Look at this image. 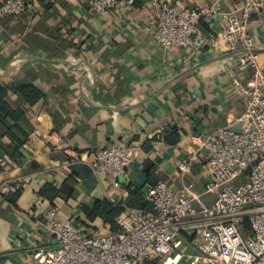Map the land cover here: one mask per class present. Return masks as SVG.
I'll list each match as a JSON object with an SVG mask.
<instances>
[{
    "label": "crops",
    "instance_id": "crops-1",
    "mask_svg": "<svg viewBox=\"0 0 264 264\" xmlns=\"http://www.w3.org/2000/svg\"><path fill=\"white\" fill-rule=\"evenodd\" d=\"M24 1L23 15H0V84L13 101L16 87L25 84L38 86L44 97L24 105L20 124L30 136L21 164L10 159L11 139L0 124V264H41L39 249L56 247L43 226L55 205L87 233H108L105 220L90 221L86 211L109 200L122 208L115 218L122 232L134 209L130 186L146 196L156 176L175 189L192 182L204 190L212 177L195 137L224 126L239 129L234 122L247 98L238 84L253 74L241 66L244 44L228 51L222 42L221 15L204 32L208 44L164 48L154 36L151 0H120L108 14L94 12L90 0ZM167 1L192 9L211 4ZM223 1L228 12L234 0ZM252 30L264 63V22ZM173 130L176 144L161 139ZM118 145L134 150L127 178L97 173L93 152ZM183 163L188 172L180 170ZM45 188L59 195L52 201ZM145 264L205 263L183 239L171 257Z\"/></svg>",
    "mask_w": 264,
    "mask_h": 264
},
{
    "label": "built area",
    "instance_id": "built-area-1",
    "mask_svg": "<svg viewBox=\"0 0 264 264\" xmlns=\"http://www.w3.org/2000/svg\"><path fill=\"white\" fill-rule=\"evenodd\" d=\"M223 2L211 0L210 5L192 9L151 0L154 36L161 46L208 44L200 22L212 28L221 15L222 42L228 51L243 43L241 66L253 71L246 85L238 84L247 98L245 111L234 122L239 129L224 126L195 137L197 152L207 155L211 181L202 191L192 182L175 189L159 181L145 196L152 210H130L122 232L87 233L62 218L55 205L45 214L43 226L56 247L39 249L41 264H145L154 257H171L183 239L205 264H264V63L252 30L264 22V0H234L228 12ZM119 3L90 0L99 14H108ZM28 7L24 0H6L0 15L18 17ZM93 154L97 173L127 178L132 148L118 145ZM179 168L188 172L190 165ZM207 196H212L211 203L204 202Z\"/></svg>",
    "mask_w": 264,
    "mask_h": 264
},
{
    "label": "trees",
    "instance_id": "trees-1",
    "mask_svg": "<svg viewBox=\"0 0 264 264\" xmlns=\"http://www.w3.org/2000/svg\"><path fill=\"white\" fill-rule=\"evenodd\" d=\"M200 27L203 32L209 31L208 24L205 23ZM17 100L13 101L9 94L8 89L0 84V124L6 129L7 135L11 139L9 144V152L11 153L10 159L17 164H21L24 155L22 152L23 145L29 141V132L21 126L20 122L26 117L27 109L24 105L29 107L37 104L43 97L44 92L35 84H25L16 87ZM166 142L176 144L178 142L177 131L173 130L171 134L165 133L161 137ZM4 169V166L0 164V171ZM130 191L133 194V201L130 203L134 209L138 210H152V205L147 202L144 193L138 188L130 186ZM17 191L15 198L18 197ZM43 195H46L50 199H53L59 195L58 190H51V194L42 191ZM122 211V208L113 204L109 200L97 201L94 208L87 209V215L90 221H94L97 218L105 220V224L110 226L113 232L120 230L119 224L116 222V216Z\"/></svg>",
    "mask_w": 264,
    "mask_h": 264
},
{
    "label": "water",
    "instance_id": "water-1",
    "mask_svg": "<svg viewBox=\"0 0 264 264\" xmlns=\"http://www.w3.org/2000/svg\"><path fill=\"white\" fill-rule=\"evenodd\" d=\"M153 179H154V182H151V185L147 189H149L151 186L156 185L160 181L156 176H154Z\"/></svg>",
    "mask_w": 264,
    "mask_h": 264
}]
</instances>
